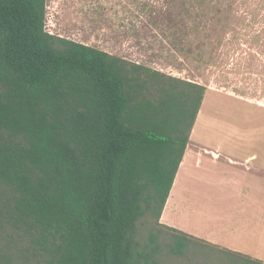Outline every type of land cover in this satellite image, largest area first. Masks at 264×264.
<instances>
[{
  "label": "trees",
  "instance_id": "trees-1",
  "mask_svg": "<svg viewBox=\"0 0 264 264\" xmlns=\"http://www.w3.org/2000/svg\"><path fill=\"white\" fill-rule=\"evenodd\" d=\"M45 18L0 0V264H264L160 224L206 88Z\"/></svg>",
  "mask_w": 264,
  "mask_h": 264
},
{
  "label": "rangeland",
  "instance_id": "rangeland-1",
  "mask_svg": "<svg viewBox=\"0 0 264 264\" xmlns=\"http://www.w3.org/2000/svg\"><path fill=\"white\" fill-rule=\"evenodd\" d=\"M45 27L204 86L193 135L210 146L264 126V0H46Z\"/></svg>",
  "mask_w": 264,
  "mask_h": 264
},
{
  "label": "crops",
  "instance_id": "crops-1",
  "mask_svg": "<svg viewBox=\"0 0 264 264\" xmlns=\"http://www.w3.org/2000/svg\"><path fill=\"white\" fill-rule=\"evenodd\" d=\"M194 128L160 224L264 263V126L222 128L214 146Z\"/></svg>",
  "mask_w": 264,
  "mask_h": 264
},
{
  "label": "bare ground",
  "instance_id": "bare-ground-1",
  "mask_svg": "<svg viewBox=\"0 0 264 264\" xmlns=\"http://www.w3.org/2000/svg\"><path fill=\"white\" fill-rule=\"evenodd\" d=\"M184 168H185V167H184ZM179 180H180V179H179ZM177 181H178V180H177ZM178 182H179V181H178ZM178 182H177V183H178ZM175 184H176V182H175ZM164 219H165V218H164Z\"/></svg>",
  "mask_w": 264,
  "mask_h": 264
}]
</instances>
